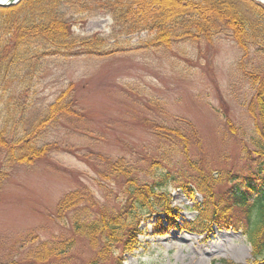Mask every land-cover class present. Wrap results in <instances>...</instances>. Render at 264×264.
Masks as SVG:
<instances>
[{"label": "rangeland", "instance_id": "1", "mask_svg": "<svg viewBox=\"0 0 264 264\" xmlns=\"http://www.w3.org/2000/svg\"><path fill=\"white\" fill-rule=\"evenodd\" d=\"M64 13L75 35L95 36L103 40L100 49L116 52L49 58L30 82L26 116L46 109L70 83L76 115L53 123L41 136V143L56 142L57 149L34 164L18 165L3 181L0 260H20L44 242L73 238L71 249L53 264H211L220 259L264 264L252 257L242 232L216 224L208 232L175 228L158 235L152 231L155 216H143L135 242L125 245L124 237L110 248L99 237L73 233V214L117 209L124 197L125 180L109 173L98 154L121 159L143 182L160 181L169 171L160 191L170 195L179 220H193L197 212L191 207L203 202L200 194L189 196L179 186L186 172L192 174L185 150L205 171L220 176L215 197L227 200L228 174L246 169L242 145L254 133L249 107L257 86L247 73L256 66L264 77V59L251 52L243 73L241 50L226 32L210 41L148 48L140 44L149 38L146 31L119 35L103 12L76 14L67 8ZM162 126L183 131L187 148L173 133L169 140L162 138ZM75 189H87L96 205L58 214L57 202Z\"/></svg>", "mask_w": 264, "mask_h": 264}, {"label": "trees", "instance_id": "2", "mask_svg": "<svg viewBox=\"0 0 264 264\" xmlns=\"http://www.w3.org/2000/svg\"><path fill=\"white\" fill-rule=\"evenodd\" d=\"M67 8L76 14L103 12L109 15L122 36L146 31L149 38L141 41L143 47H169L172 42H198L200 39L210 41L226 32L241 50L238 62L241 72L248 65L243 64V60L249 61L251 52L264 59V5L254 0H20L9 7H1L0 187L13 168L34 164L57 149L56 142L41 143V136L53 123L76 115L72 83L61 90L46 109L38 108L34 114L25 115L30 82L41 71L44 61L116 52L100 49L103 40L95 36L75 35L72 23L65 17ZM252 69L247 74L257 86L249 107L254 119V133L248 138L249 143L242 145L246 169L228 174L227 181L231 183L225 192L227 200L215 197L214 186L220 176L205 171L203 165L193 162L185 150L192 174L186 172L187 179L179 186L189 196L200 194L203 202L191 207L197 212L193 220H179L180 214L172 207L170 195L160 191L162 182L171 177L169 171L160 181L143 182L121 159L112 160L98 154L109 173L125 180L124 197L117 209L103 207L93 216L86 213V208L73 214V233L88 234L92 240L99 237L110 248L124 237H127L125 245L130 239L127 245L135 242V233L143 216H155L152 231L158 235L175 228L192 233L208 232L216 224L242 232L250 244L252 257L264 262V77L259 75L256 66ZM226 120L231 124L228 118ZM161 128L165 134L162 138L168 139L169 133H173V138L180 139L187 148V136L183 131ZM83 204L96 205L87 189L66 192L57 202V213L78 210ZM73 244V238L55 244L44 242L22 259L0 260V264H53L55 257L66 254ZM211 264L233 263L220 259Z\"/></svg>", "mask_w": 264, "mask_h": 264}, {"label": "water", "instance_id": "3", "mask_svg": "<svg viewBox=\"0 0 264 264\" xmlns=\"http://www.w3.org/2000/svg\"><path fill=\"white\" fill-rule=\"evenodd\" d=\"M19 1L20 0H0V8L1 7H9V6L13 5V4L18 3Z\"/></svg>", "mask_w": 264, "mask_h": 264}, {"label": "bare ground", "instance_id": "4", "mask_svg": "<svg viewBox=\"0 0 264 264\" xmlns=\"http://www.w3.org/2000/svg\"><path fill=\"white\" fill-rule=\"evenodd\" d=\"M260 2L264 3V0H259Z\"/></svg>", "mask_w": 264, "mask_h": 264}, {"label": "clouds", "instance_id": "5", "mask_svg": "<svg viewBox=\"0 0 264 264\" xmlns=\"http://www.w3.org/2000/svg\"><path fill=\"white\" fill-rule=\"evenodd\" d=\"M116 255H119V253L117 252Z\"/></svg>", "mask_w": 264, "mask_h": 264}]
</instances>
